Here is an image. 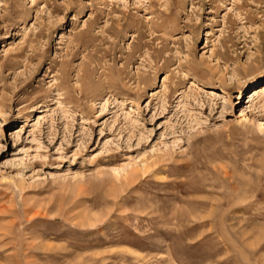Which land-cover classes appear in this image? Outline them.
<instances>
[{
    "label": "rangeland",
    "instance_id": "1",
    "mask_svg": "<svg viewBox=\"0 0 264 264\" xmlns=\"http://www.w3.org/2000/svg\"><path fill=\"white\" fill-rule=\"evenodd\" d=\"M264 0H0V264H264Z\"/></svg>",
    "mask_w": 264,
    "mask_h": 264
},
{
    "label": "bare ground",
    "instance_id": "2",
    "mask_svg": "<svg viewBox=\"0 0 264 264\" xmlns=\"http://www.w3.org/2000/svg\"><path fill=\"white\" fill-rule=\"evenodd\" d=\"M248 95V103H252L253 101L261 98L264 95V83L260 84L256 88L252 89Z\"/></svg>",
    "mask_w": 264,
    "mask_h": 264
}]
</instances>
